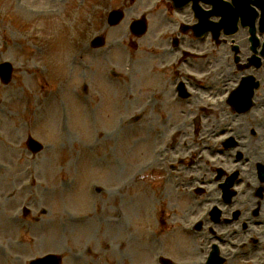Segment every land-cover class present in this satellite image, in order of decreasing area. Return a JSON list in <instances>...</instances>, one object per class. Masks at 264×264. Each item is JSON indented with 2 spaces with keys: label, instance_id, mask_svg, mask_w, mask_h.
<instances>
[{
  "label": "rangeland",
  "instance_id": "1",
  "mask_svg": "<svg viewBox=\"0 0 264 264\" xmlns=\"http://www.w3.org/2000/svg\"><path fill=\"white\" fill-rule=\"evenodd\" d=\"M99 2L101 0H0V62L8 60L15 67L13 80L8 85L0 81V264H8L9 261L6 258L12 261L9 264H17L16 260H19L21 264H27L33 257L31 255L34 248L29 254L25 252L24 246L18 247L12 242L24 231L22 224L13 226L8 220V213L5 210L11 211L14 205H16L14 212L21 216L24 207H27L31 211L28 217H31L33 221L42 217L39 222H34L36 226H33L31 222L32 233L37 239L36 244L42 240L44 245H59L57 249H45L35 256L57 251L63 253V264H70L68 251H76L84 245L86 238L73 234L74 226L70 228L61 223L66 215L76 217L78 214L76 210H80V202L83 204L85 202L80 201L79 196L81 190L82 197L86 198L80 178L81 163L75 162L71 170L61 169L60 171L59 169V172L55 171L54 176H49V174L51 173L50 168H57L60 164L66 165L67 155L63 156L66 148L73 146L78 150L80 148L78 145L86 143L88 137L70 123L67 124L68 117L64 102H62L63 119L58 114L45 113L46 107L44 106L47 104V99L44 96L56 84L68 86V83L62 81L65 73L74 74V85L71 84L76 86L75 83H82L83 76L95 73L96 78L102 68L107 67L109 71L112 68L118 69V64L122 65L125 53L120 54L115 50H111L110 54L102 53V49H92L89 46L90 40L103 31L107 34V42L112 44L116 43L117 36L130 33L127 19L118 27L106 25L102 12L105 6L100 7ZM133 15L129 13L128 16ZM139 41L140 45L146 42L145 39ZM12 43H15L13 48H11ZM102 54L105 57H102ZM138 73L137 70L130 73L120 71L119 74L123 82L126 80V88L129 90L116 85L110 91L123 121L108 143L111 159L106 165V170L110 172L113 169H119L122 178L116 177L117 181L131 179L136 169H143L147 165L149 161V158L147 159L148 139L149 143L160 139L158 128L161 126L162 114L159 113L161 111L159 107L171 101L168 90L167 97L161 93L157 101H151L149 98L150 92L161 91L162 85L168 84V81H164L160 74L156 73L154 82L149 85H147L149 77L146 76L145 81L143 80V87L139 88L134 82ZM98 89L99 84L95 90L91 91L92 103H97L96 91ZM27 94L37 96L34 100H39V109L37 108L35 115L32 113L33 109L29 107L32 105V100L29 96L25 98ZM67 104L72 108L70 102ZM80 106L83 116H88L91 122L97 119L99 110L95 105H92L89 110L88 107ZM32 116L34 119L31 118ZM137 116L146 122L151 120V130L149 136L147 129L146 138L141 136L140 139L131 140L127 146L123 126L134 121V117ZM48 118L50 121H47ZM69 118H71L70 114ZM29 134L45 145L44 150L35 158L31 156L25 144ZM118 135L120 137L115 142V137ZM103 147V143H100L96 148V153H99ZM79 152L81 149L74 152L75 160L83 158L82 154L78 156ZM28 158H34V161ZM93 160V166H97L99 170V161L95 155ZM76 164L79 168L75 167ZM28 165L35 166L36 172L40 175V177L37 175V179H41L39 181H45L41 185L54 182V193L50 195L40 193L39 195L38 187L27 189L25 184L19 189L26 179L25 174L28 175L24 172ZM91 169L95 170L93 174L97 175V170L94 167ZM244 175L247 174L244 173ZM94 182L99 184L100 179ZM16 187L19 190L15 192ZM107 187L114 191L117 187L116 181L109 182ZM33 193L34 197L30 199L29 194L33 195ZM153 203V205L157 203L155 197H153ZM245 212L246 210L242 208V213ZM186 216L187 213L183 210L179 218L183 219ZM140 234H138L137 241L143 243L144 240ZM195 248L196 246L192 248L185 246L177 252L175 250V253H171L174 263L196 264L202 252ZM166 254L169 255V252ZM235 264H260V262L252 259Z\"/></svg>",
  "mask_w": 264,
  "mask_h": 264
},
{
  "label": "bare ground",
  "instance_id": "2",
  "mask_svg": "<svg viewBox=\"0 0 264 264\" xmlns=\"http://www.w3.org/2000/svg\"><path fill=\"white\" fill-rule=\"evenodd\" d=\"M206 18V17H205ZM207 19V18H206ZM30 97V99L32 100V105L30 106L29 103V107L32 109L34 107V105H38L39 104V100H34L33 94L28 95ZM28 96H26L25 98H27ZM27 101V100H26ZM98 135H102V131L100 129L97 130V134H95V138L98 137ZM252 179H254L253 174L251 173ZM119 202V201H118ZM117 201H115L112 205L111 208L114 205L119 204ZM251 204H258L262 207H264V203L260 204L259 201H252ZM92 207H97L95 204H92ZM111 208L109 210H111ZM107 210H102V209H95L93 213L90 214L91 218L90 220L87 222V225H91V228H97V233H95L94 235L92 233H90V239H91V243L88 245L90 248H92V251L89 252L90 254H92L94 257L91 256V264H98V262H100V260L102 258H104L108 253L111 252V254H115L114 252H112V246H115L114 243L119 241V237H115L113 239V241L111 242V244L106 245L107 240H108V236L110 234L106 233L105 231H102L103 229H110V230H114L117 228V226H119L120 220L117 221L118 224H115L114 222L111 221V218H108L107 215ZM64 222V224H67L66 226H70L72 225L73 221L66 215L63 217V220L61 221V223ZM82 232V234L84 235V232L82 230H80ZM202 240L199 241L198 243V249L201 250V244H202ZM41 245V244H40ZM87 246V248H88ZM44 246L41 245V247H38L37 250H41V248H43ZM96 257V258H95ZM99 257V258H97ZM72 263L75 264H88V260L87 262H79L78 260H76L74 257H71Z\"/></svg>",
  "mask_w": 264,
  "mask_h": 264
}]
</instances>
